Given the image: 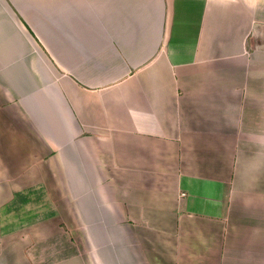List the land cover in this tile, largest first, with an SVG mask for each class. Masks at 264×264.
<instances>
[{
	"label": "crops",
	"instance_id": "1",
	"mask_svg": "<svg viewBox=\"0 0 264 264\" xmlns=\"http://www.w3.org/2000/svg\"><path fill=\"white\" fill-rule=\"evenodd\" d=\"M0 264H264V0H0Z\"/></svg>",
	"mask_w": 264,
	"mask_h": 264
},
{
	"label": "rangeland",
	"instance_id": "2",
	"mask_svg": "<svg viewBox=\"0 0 264 264\" xmlns=\"http://www.w3.org/2000/svg\"><path fill=\"white\" fill-rule=\"evenodd\" d=\"M22 110H23V107H22ZM24 111V110H23ZM27 122V126L28 125H30L29 123H28V120L26 121ZM23 125V124H22ZM31 126V125H30ZM24 127H26V126H24ZM32 127V126H31ZM27 128V127H26Z\"/></svg>",
	"mask_w": 264,
	"mask_h": 264
}]
</instances>
